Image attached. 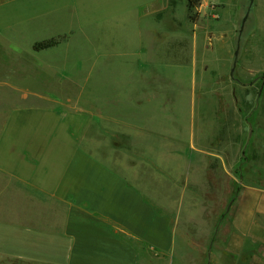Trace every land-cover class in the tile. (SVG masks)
<instances>
[{"label":"rangeland","instance_id":"rangeland-1","mask_svg":"<svg viewBox=\"0 0 264 264\" xmlns=\"http://www.w3.org/2000/svg\"><path fill=\"white\" fill-rule=\"evenodd\" d=\"M134 1L64 0L54 31L41 7L2 16L0 139L54 125L81 151L158 163L162 201L193 203L181 262L206 264L243 186L264 187V0H203L196 24L159 31L132 25Z\"/></svg>","mask_w":264,"mask_h":264},{"label":"crops","instance_id":"crops-1","mask_svg":"<svg viewBox=\"0 0 264 264\" xmlns=\"http://www.w3.org/2000/svg\"><path fill=\"white\" fill-rule=\"evenodd\" d=\"M184 1L183 15L178 0H149L132 2L126 16L139 31L167 30L187 20ZM64 4L0 0V31L3 17L40 7L57 30ZM29 127L0 139V264H189L181 262L190 235L180 224L181 209L193 203L162 201L158 163L128 167L81 151L80 139L54 125ZM232 208L230 229L213 234L206 264H264V187L244 185Z\"/></svg>","mask_w":264,"mask_h":264},{"label":"trees","instance_id":"trees-1","mask_svg":"<svg viewBox=\"0 0 264 264\" xmlns=\"http://www.w3.org/2000/svg\"><path fill=\"white\" fill-rule=\"evenodd\" d=\"M203 0H188L187 9H188V19L196 23L200 18V12L199 9L202 5ZM36 48H40V46H43V48H46L47 46H44V43H39L36 45Z\"/></svg>","mask_w":264,"mask_h":264},{"label":"water","instance_id":"water-1","mask_svg":"<svg viewBox=\"0 0 264 264\" xmlns=\"http://www.w3.org/2000/svg\"><path fill=\"white\" fill-rule=\"evenodd\" d=\"M249 1H250V6L252 7L253 4H254V0H249ZM247 18H248V16L244 18L242 28H243V26H244V24H245ZM237 54H238V53H236V55H237Z\"/></svg>","mask_w":264,"mask_h":264}]
</instances>
